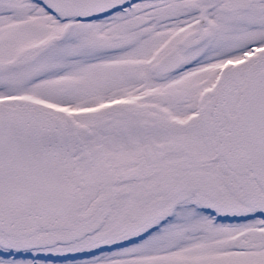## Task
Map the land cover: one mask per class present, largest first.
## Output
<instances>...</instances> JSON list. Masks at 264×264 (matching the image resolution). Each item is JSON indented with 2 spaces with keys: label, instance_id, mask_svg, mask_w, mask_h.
Wrapping results in <instances>:
<instances>
[{
  "label": "snow or ice",
  "instance_id": "obj_1",
  "mask_svg": "<svg viewBox=\"0 0 264 264\" xmlns=\"http://www.w3.org/2000/svg\"><path fill=\"white\" fill-rule=\"evenodd\" d=\"M0 264H264V0H0Z\"/></svg>",
  "mask_w": 264,
  "mask_h": 264
}]
</instances>
